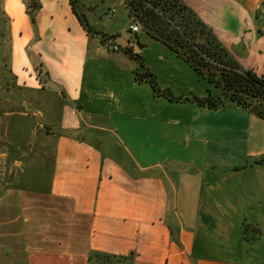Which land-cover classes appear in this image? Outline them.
<instances>
[{
    "label": "crops",
    "instance_id": "crops-1",
    "mask_svg": "<svg viewBox=\"0 0 264 264\" xmlns=\"http://www.w3.org/2000/svg\"><path fill=\"white\" fill-rule=\"evenodd\" d=\"M34 1L31 25L22 7L0 0L12 40L6 65L20 90L51 103L43 111L22 102L23 112L5 116L37 120L31 130L51 167L44 191L20 190L15 175L0 185V264H87L92 252L132 264H264V119L198 106L191 97L205 95L190 71L156 82L144 68L137 80L129 39L118 53L109 39L91 41L69 0ZM181 1L264 79V0ZM100 59L124 72L110 75L107 97L92 66ZM34 63L47 73L40 84L27 79ZM128 74L131 85L118 79ZM145 74L181 99L154 92ZM36 148L17 155L38 166Z\"/></svg>",
    "mask_w": 264,
    "mask_h": 264
},
{
    "label": "rangeland",
    "instance_id": "rangeland-1",
    "mask_svg": "<svg viewBox=\"0 0 264 264\" xmlns=\"http://www.w3.org/2000/svg\"><path fill=\"white\" fill-rule=\"evenodd\" d=\"M9 1L14 5L16 4L22 7L31 25H34L35 21L32 23L30 19V15L34 10L30 4V0ZM78 8L80 12L85 15L92 29L94 31L96 30L90 37L91 41L104 37L105 40L103 39V41L108 44H111L110 42L114 43L119 49L118 53H120V49L127 44V40L129 39L133 45L134 52L140 57V62L134 59L137 66L133 69V74L145 68L151 72L156 81L157 76L161 78L164 71H168L172 75H179L183 72L190 71L197 81L196 88L201 89L202 94L206 96V91L211 87L183 61L178 62L177 56H174L175 58L172 59L171 57H173V54L167 47L141 31L140 27L136 33L129 31V27L133 25V22L126 14L123 0H80L78 1ZM112 9H114L113 12H111ZM16 23L15 26H22L20 19H18ZM9 24L10 22L8 19L6 20L0 12V185H4L9 177L15 175L16 184L20 190L24 192L32 189L44 191L49 182L51 150L47 147L42 149L43 142L41 143V141L37 140L36 133L31 130V127L36 124L37 120L33 116H30L28 124L26 121L19 120L15 116L11 118L6 117L5 114L12 110L23 112L26 106L25 104L21 105L22 102L26 103L29 101L31 104H34L35 102H32V100H36V104L39 103L40 105H38V107L43 111L49 110V107L46 105L51 102L48 100L47 103L43 95L41 96L37 93L20 90L21 87L14 83L8 66L6 65L10 59V46L12 41L9 35ZM107 39H109L110 42L107 41ZM137 42H140L142 45H137ZM161 58L163 59L160 60ZM90 64L91 62L88 61L87 67H89ZM42 66L43 65L39 63L30 65L33 75H29L27 79L31 80V78H33L34 81L40 84L39 80L41 81V78H46L47 74L42 69ZM92 66H96L94 70L100 78V91L103 92L105 96L111 91H114L115 89H112L113 87L111 86L114 80L110 79L112 77L110 75L117 78L114 74L124 72L115 67V65L105 62L104 60L102 61V59L93 62ZM121 76L118 78L121 82L122 79H125V82L130 85L132 84L131 74H128L127 77L121 78ZM54 111L55 110L52 109V115L55 114ZM13 127H15V129H13ZM15 131L16 133H14ZM14 140H17V142ZM27 143L36 146V152L40 149L42 150L41 153L45 155V159L40 160L38 166L34 165L33 159L29 158L26 160L23 156L19 157L17 155H22L24 153V150L27 148ZM16 150L17 152H15ZM14 157H19L17 160L20 163L17 162V164H14Z\"/></svg>",
    "mask_w": 264,
    "mask_h": 264
},
{
    "label": "trees",
    "instance_id": "trees-1",
    "mask_svg": "<svg viewBox=\"0 0 264 264\" xmlns=\"http://www.w3.org/2000/svg\"><path fill=\"white\" fill-rule=\"evenodd\" d=\"M78 1L69 0L71 9L84 30L94 33L80 12ZM123 3L128 17L138 23L141 31L166 46L211 87L206 96L191 97L192 102L207 109L230 104L251 110L264 119V79L243 70L192 9L181 0H123ZM30 4L34 10L39 8L34 0H30ZM30 19L34 23V13ZM124 51L140 62L137 53L127 47ZM135 76L141 79L138 73ZM144 76L157 94L171 101L181 99L173 97L168 90H159L150 74ZM87 264H132V257L92 252Z\"/></svg>",
    "mask_w": 264,
    "mask_h": 264
},
{
    "label": "built area",
    "instance_id": "built-area-1",
    "mask_svg": "<svg viewBox=\"0 0 264 264\" xmlns=\"http://www.w3.org/2000/svg\"><path fill=\"white\" fill-rule=\"evenodd\" d=\"M132 22H133V25L130 26V31L133 32V33H136L139 30V25H138L137 22H134V21H132ZM110 49L114 51V50L117 49V47L116 46H111Z\"/></svg>",
    "mask_w": 264,
    "mask_h": 264
}]
</instances>
